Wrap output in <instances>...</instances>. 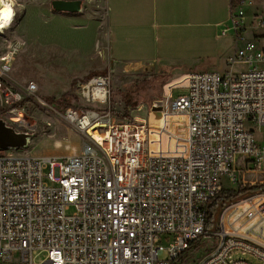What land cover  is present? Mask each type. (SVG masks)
<instances>
[{
	"label": "built area",
	"instance_id": "built-area-1",
	"mask_svg": "<svg viewBox=\"0 0 264 264\" xmlns=\"http://www.w3.org/2000/svg\"><path fill=\"white\" fill-rule=\"evenodd\" d=\"M233 10L231 3L222 35L232 31L227 65L240 69L194 72L170 86L153 107L154 126L116 122L99 108L110 98L108 76L77 81L91 106L60 112L38 98L35 82H14L17 46L0 58V120L33 131L19 110L32 99L84 140L70 156L0 154V264H182L202 240L197 264H252L246 255L264 264V187L235 199L225 193L237 190L239 166L244 174L264 165L255 136L264 126V40H245V18ZM181 87L187 94L174 100ZM172 117L185 122L171 124ZM162 235L172 239L168 246ZM234 252L242 257L234 260Z\"/></svg>",
	"mask_w": 264,
	"mask_h": 264
},
{
	"label": "rangeland",
	"instance_id": "rangeland-1",
	"mask_svg": "<svg viewBox=\"0 0 264 264\" xmlns=\"http://www.w3.org/2000/svg\"><path fill=\"white\" fill-rule=\"evenodd\" d=\"M30 2L28 0H15L16 19L12 28L6 34H0V58L12 52V48L17 46L18 52L13 56L11 75L17 85L25 86L30 81L35 82L39 90L38 98L51 103L57 111H64L67 108L82 109L88 107L79 95L75 86L71 85L69 79L75 71L81 72L85 68L73 69L76 66H83L77 58L68 50L65 54H60L53 50V25L52 23H37L35 19L27 22V30L20 31L26 8ZM233 14L240 17L243 13L245 18L242 33L245 40H264V0H234ZM261 23V24H260ZM231 25V23H230ZM229 23L225 29L230 27ZM244 29V30H243ZM232 32V31H231ZM169 41L159 42L160 55L156 60L168 62V69H107L103 76H108L111 80L110 98L107 105L99 107L108 110L112 114L113 120L120 123L136 122L146 120L156 124L154 118L157 114L153 108L156 104H163L166 92L169 87L178 83L185 84L187 73L194 72H218L225 74L232 70L240 69V66L231 67L227 65V60L234 54L235 41L233 33L220 40L215 38L214 32L190 31L174 33ZM242 36V35H241ZM161 37V35H160ZM263 45L264 41L260 42ZM71 45V44H70ZM70 45H68L70 47ZM243 45V43H239ZM189 67L191 69H185ZM79 70V71H78ZM185 75V76H183ZM19 87V86H18ZM186 88L173 89L172 98L175 100L179 96L187 94ZM91 106V105H90ZM92 107H98L93 105ZM23 120L34 130L23 129L24 133L33 135L29 148L8 150L7 153L14 155L32 156H70L79 154L84 147L82 136L65 125L52 110L43 108L40 103L27 99L19 105ZM185 122L183 117H172L171 124ZM154 126V125H153ZM21 132V133H23ZM256 139L263 150L264 158V126L255 132ZM57 143V144H56ZM6 153L0 150V154ZM249 164L246 168H252ZM244 165L235 170V175L240 181L237 190L230 193L232 197H245L264 187V165L261 171L251 172L247 170L240 174ZM225 180V179H224ZM246 182V184H244ZM52 186L51 183H49ZM253 187V188H252ZM247 188L238 193L239 190ZM74 209L71 208L67 214L71 215ZM166 235H162L163 243L168 246L172 239L167 240ZM206 240L198 242L201 247L206 248ZM191 254V253H190ZM203 254H192L187 258L186 264H197L198 258ZM46 257L42 253L35 257V261L42 262ZM165 254L161 258H165ZM241 253L234 252L233 259L239 260ZM252 264H260L251 255L243 257Z\"/></svg>",
	"mask_w": 264,
	"mask_h": 264
},
{
	"label": "crops",
	"instance_id": "crops-1",
	"mask_svg": "<svg viewBox=\"0 0 264 264\" xmlns=\"http://www.w3.org/2000/svg\"><path fill=\"white\" fill-rule=\"evenodd\" d=\"M54 1H78L80 9L76 13L57 12L52 6ZM28 2L20 31L26 32L27 22L32 19L41 25L52 23L55 53L62 55L69 50L84 64L73 67L85 68L78 73L75 71L70 77L73 86L77 81L101 75L107 69H168V62L156 60L160 55L162 36L167 45L169 39L175 37L174 33L211 29L217 40L232 33L229 31L227 36L222 35L225 25L231 23L232 0Z\"/></svg>",
	"mask_w": 264,
	"mask_h": 264
},
{
	"label": "water",
	"instance_id": "water-1",
	"mask_svg": "<svg viewBox=\"0 0 264 264\" xmlns=\"http://www.w3.org/2000/svg\"><path fill=\"white\" fill-rule=\"evenodd\" d=\"M52 6L57 12L76 13L80 9L78 1H54ZM32 136L28 133H19L8 126L5 121L0 120V150L27 149L29 148V138Z\"/></svg>",
	"mask_w": 264,
	"mask_h": 264
},
{
	"label": "bare ground",
	"instance_id": "bare-ground-1",
	"mask_svg": "<svg viewBox=\"0 0 264 264\" xmlns=\"http://www.w3.org/2000/svg\"><path fill=\"white\" fill-rule=\"evenodd\" d=\"M11 12V15L5 20V13ZM17 12L15 9V0H0V34L4 35L7 31H9L16 19ZM95 136L99 139V137L95 134ZM101 140V139H100ZM31 138H29V145H30ZM57 144V143H56Z\"/></svg>",
	"mask_w": 264,
	"mask_h": 264
},
{
	"label": "trees",
	"instance_id": "trees-1",
	"mask_svg": "<svg viewBox=\"0 0 264 264\" xmlns=\"http://www.w3.org/2000/svg\"><path fill=\"white\" fill-rule=\"evenodd\" d=\"M232 3H234V0H232ZM253 188V187H252ZM247 188H243V189H241V190H239L238 191V193H240V192H242V191H244V190H246ZM225 193H232V192H225ZM204 252H205V250H204V248L203 247H201V244L200 245H198V243H195V245L193 246V249L189 252V253H187V254H185L181 259H179V261L182 263V264H186V262H187V258H191L192 257V254L193 255H195V254H197V253H200V255L201 254H204ZM191 253V254H190ZM199 259V258H198Z\"/></svg>",
	"mask_w": 264,
	"mask_h": 264
},
{
	"label": "snow or ice",
	"instance_id": "snow-or-ice-1",
	"mask_svg": "<svg viewBox=\"0 0 264 264\" xmlns=\"http://www.w3.org/2000/svg\"><path fill=\"white\" fill-rule=\"evenodd\" d=\"M11 15V12H6L5 13V20H7V18ZM0 27H3V25H0Z\"/></svg>",
	"mask_w": 264,
	"mask_h": 264
}]
</instances>
